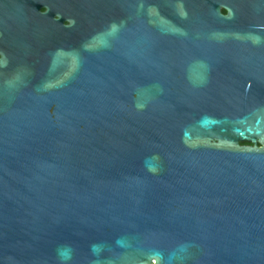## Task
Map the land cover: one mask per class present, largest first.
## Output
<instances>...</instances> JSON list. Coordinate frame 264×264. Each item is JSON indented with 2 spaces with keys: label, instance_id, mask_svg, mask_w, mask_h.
I'll return each mask as SVG.
<instances>
[{
  "label": "water",
  "instance_id": "95a60500",
  "mask_svg": "<svg viewBox=\"0 0 264 264\" xmlns=\"http://www.w3.org/2000/svg\"><path fill=\"white\" fill-rule=\"evenodd\" d=\"M0 264H264V0H0Z\"/></svg>",
  "mask_w": 264,
  "mask_h": 264
},
{
  "label": "flooded vegetation",
  "instance_id": "af4514ba",
  "mask_svg": "<svg viewBox=\"0 0 264 264\" xmlns=\"http://www.w3.org/2000/svg\"><path fill=\"white\" fill-rule=\"evenodd\" d=\"M47 10H48V7H47V6H42V7L39 8V11H40V12H47ZM54 18H55V19H58V18H60V16L57 15V14H55V15H54ZM63 24H64V25H70V24H71V21H69V20H64V21H63Z\"/></svg>",
  "mask_w": 264,
  "mask_h": 264
},
{
  "label": "trees",
  "instance_id": "16d2710c",
  "mask_svg": "<svg viewBox=\"0 0 264 264\" xmlns=\"http://www.w3.org/2000/svg\"><path fill=\"white\" fill-rule=\"evenodd\" d=\"M225 11V10H224Z\"/></svg>",
  "mask_w": 264,
  "mask_h": 264
}]
</instances>
